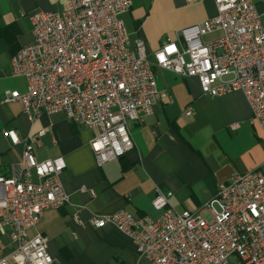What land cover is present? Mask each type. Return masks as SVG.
<instances>
[{"label": "built area", "instance_id": "built-area-1", "mask_svg": "<svg viewBox=\"0 0 264 264\" xmlns=\"http://www.w3.org/2000/svg\"><path fill=\"white\" fill-rule=\"evenodd\" d=\"M55 2L58 12L29 16L32 41L10 62L26 92H6L4 103H19L30 123L61 113L74 125L96 130L90 150L98 166L131 151L128 124L151 115L167 98L157 91L154 68L195 79L201 94L211 98L241 93L251 122L264 132V0H213L216 15L179 30L178 40H166L152 62L143 41L132 40L126 29L131 0ZM213 33L220 37L204 43ZM6 135L12 147L20 145L14 130ZM65 168L62 157L36 161L33 144L25 142L20 163L0 173V248L5 237L13 245L0 264H55L49 239L29 231L45 211L69 203L61 183ZM171 197L156 189L154 219L121 210L92 218L89 225L126 236L148 264H264L263 172L219 183L214 198L196 212H177Z\"/></svg>", "mask_w": 264, "mask_h": 264}, {"label": "crops", "instance_id": "crops-1", "mask_svg": "<svg viewBox=\"0 0 264 264\" xmlns=\"http://www.w3.org/2000/svg\"><path fill=\"white\" fill-rule=\"evenodd\" d=\"M131 1L123 20L130 38L143 41L151 62L166 40H178L179 30L216 15L213 0ZM59 10L55 0H0V173L6 175L20 163L25 142L33 144L38 162L64 159L61 183L69 203L45 211L29 231L30 236L49 239L55 264H148L126 236L110 227L94 229L90 219L121 210L154 219L159 215L151 206L156 189L172 193L175 209L196 212L214 198L219 183L252 171L264 173V132L251 122L241 93L211 98L201 94L195 79L154 68L157 91L167 98L151 115L128 124L131 151L98 166L90 150L96 130L74 125L61 113L43 114L30 123L19 103H4L6 92H26L25 81L12 76L10 62L32 41L29 16ZM219 37L213 33L202 40L209 43ZM9 130L16 132L20 145L11 146ZM2 245L0 256L13 248L9 237Z\"/></svg>", "mask_w": 264, "mask_h": 264}, {"label": "rangeland", "instance_id": "rangeland-1", "mask_svg": "<svg viewBox=\"0 0 264 264\" xmlns=\"http://www.w3.org/2000/svg\"><path fill=\"white\" fill-rule=\"evenodd\" d=\"M173 208H174V207H173ZM174 209H175V208H174ZM175 210H177V212H182L181 209H178V208H176Z\"/></svg>", "mask_w": 264, "mask_h": 264}]
</instances>
